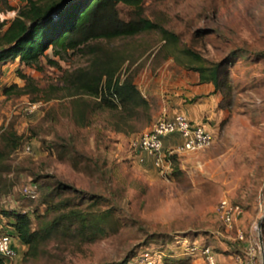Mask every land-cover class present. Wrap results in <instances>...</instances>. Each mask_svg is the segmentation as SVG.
<instances>
[{
	"label": "rangeland",
	"instance_id": "1",
	"mask_svg": "<svg viewBox=\"0 0 264 264\" xmlns=\"http://www.w3.org/2000/svg\"><path fill=\"white\" fill-rule=\"evenodd\" d=\"M25 4L0 0V15L12 20ZM119 10L130 19L129 7ZM143 14L173 33L174 42L166 44L154 30L93 41L61 57L49 51L56 64L42 58L38 66L17 60L2 67L0 138L14 132L21 143L0 173V233L10 230L6 212L13 209L36 210L35 228L71 209H111L104 230L79 236L76 227L70 232L58 225L36 256L17 242V256L7 264H124L144 251L167 264L189 256L193 264H206L189 254L193 244L208 245L217 264H238L236 257L252 246L256 264H264V0H144ZM165 55L189 67L218 70L228 88L212 145L177 154L162 173L152 158L143 155L141 161L130 147L157 120L141 113L118 131L117 112L96 109L95 98L73 97L68 79L99 59L112 60L119 77L135 78L143 90L157 71L151 58ZM22 75L40 91L5 93L11 85L27 84ZM87 105L93 110L84 124L79 114ZM33 182L39 191L35 200L25 192ZM93 198L100 202L91 209ZM223 199L244 211L230 230L216 215Z\"/></svg>",
	"mask_w": 264,
	"mask_h": 264
},
{
	"label": "trees",
	"instance_id": "2",
	"mask_svg": "<svg viewBox=\"0 0 264 264\" xmlns=\"http://www.w3.org/2000/svg\"><path fill=\"white\" fill-rule=\"evenodd\" d=\"M143 2L144 0H26V4L18 9L12 20L0 21V71L6 64L17 60L28 66H38L42 58L50 64H56L48 54L49 51L52 56L61 57L69 52L83 51L93 41H111L154 30L161 32L166 44L173 43L177 38L173 33L144 16ZM120 5L132 10L129 20L121 17ZM169 58H173L180 67L197 72L201 83H213L223 95L221 106L224 108L226 97L223 89L228 86L227 81H221L218 70L203 65L189 67L175 55L153 56L151 60H157L159 67ZM118 70L119 65L112 60L99 59L91 69H79L71 73L68 82L74 89L73 97L89 96L97 100L96 109L116 111V129L124 131L125 127H129L130 120L139 117L141 113L153 118L154 106L143 95L135 78H121L117 75ZM22 77L27 82L24 87L11 85L5 89V93L18 90L20 94L26 95L40 91L32 78L25 75ZM91 109L93 110L87 105L86 109L80 111L84 124ZM20 143V137L14 132L7 131L0 138V173L4 171L6 161L19 148ZM176 156L174 154L170 159L175 160ZM30 186L35 187L38 198L37 183L33 182ZM90 202L88 206L92 209L100 201L93 198ZM36 212L15 209L6 212L10 219V230L15 234L11 235L14 241L27 246L28 252H35V256L40 243L52 235L58 225H65L70 232L76 227L79 236H87L91 232L104 230L103 224L111 209L99 213L96 210L71 209L61 213L59 218L43 223L39 228H35L33 223ZM138 255L137 252L133 253L124 264H133ZM0 264H7V261L0 257ZM157 264L167 263L165 259H161ZM171 264H193L192 256L177 257Z\"/></svg>",
	"mask_w": 264,
	"mask_h": 264
},
{
	"label": "built area",
	"instance_id": "3",
	"mask_svg": "<svg viewBox=\"0 0 264 264\" xmlns=\"http://www.w3.org/2000/svg\"><path fill=\"white\" fill-rule=\"evenodd\" d=\"M1 22L9 20L5 15H0ZM177 135L181 143L168 150H164L163 140L167 137ZM213 143V135L207 131L203 125H196L185 115L177 114L172 118L163 116L159 118L153 127L132 138L130 147L134 154L142 161L143 155L152 158L155 167L162 173L171 167L170 156L174 154H194L205 151ZM31 148L27 147V151ZM26 194L31 198H36L35 187L29 186L25 189ZM243 208L238 204H233L227 199H223L217 206L216 215L223 225L228 229H233L238 218L243 214ZM238 238L243 240L244 234L238 231ZM190 255L203 257L206 264H217L213 252L208 245H196L189 248ZM17 250L14 245V238L8 233H0V257L7 262L14 260ZM150 251L140 253L133 261V264H157V259ZM238 264H256L255 248L250 246L244 257H236Z\"/></svg>",
	"mask_w": 264,
	"mask_h": 264
},
{
	"label": "crops",
	"instance_id": "4",
	"mask_svg": "<svg viewBox=\"0 0 264 264\" xmlns=\"http://www.w3.org/2000/svg\"><path fill=\"white\" fill-rule=\"evenodd\" d=\"M141 92L154 106V120L183 114L194 124L203 125L215 137L223 115V95L213 83H201L197 72L184 69L169 58L157 68ZM180 143L177 135L167 137L163 141L164 150H170ZM144 156L148 157L146 154ZM14 245L18 248L17 241H14Z\"/></svg>",
	"mask_w": 264,
	"mask_h": 264
},
{
	"label": "water",
	"instance_id": "5",
	"mask_svg": "<svg viewBox=\"0 0 264 264\" xmlns=\"http://www.w3.org/2000/svg\"><path fill=\"white\" fill-rule=\"evenodd\" d=\"M261 242H263L262 239H261Z\"/></svg>",
	"mask_w": 264,
	"mask_h": 264
}]
</instances>
